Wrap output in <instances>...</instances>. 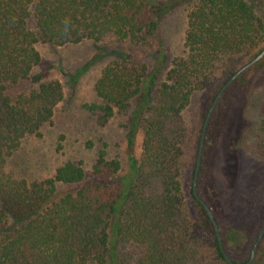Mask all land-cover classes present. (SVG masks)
I'll use <instances>...</instances> for the list:
<instances>
[{"label": "trees", "instance_id": "1", "mask_svg": "<svg viewBox=\"0 0 264 264\" xmlns=\"http://www.w3.org/2000/svg\"><path fill=\"white\" fill-rule=\"evenodd\" d=\"M177 1L0 0V264H113L116 241L140 248L131 264H228L193 194L195 164L190 174L182 171L180 116L194 91L212 87L223 76L225 82L239 61L263 49L264 0H184L192 1L184 53L169 59L158 30L163 12ZM31 17L35 29L28 27ZM105 39L154 51L151 64L116 53L94 82L98 102L83 105L101 127L115 115L125 118L119 127L127 168L118 157L108 158L102 143L90 180H84L81 163L70 160L51 177L31 180L12 174L9 160L25 138L40 136L63 98L60 82L34 71L40 63L36 44ZM21 83L29 87L20 89ZM218 106L205 132L199 196L200 176L208 169L206 149L218 140ZM62 141L61 135L57 150ZM57 184L66 189L59 191ZM221 240L233 264L248 261L255 239L245 253L237 248L241 235L233 228H225Z\"/></svg>", "mask_w": 264, "mask_h": 264}, {"label": "rangeland", "instance_id": "2", "mask_svg": "<svg viewBox=\"0 0 264 264\" xmlns=\"http://www.w3.org/2000/svg\"><path fill=\"white\" fill-rule=\"evenodd\" d=\"M191 2L178 0L163 12L158 32L169 59L184 53L186 14ZM28 27L35 29L32 17L28 19ZM36 49L40 55V63L34 71L42 73L44 80L60 82L63 98L55 107L51 121L41 127L40 136H30L22 141L9 160L7 169L12 174L27 179H42L51 177L57 166L70 160L81 163L84 180L87 181L92 179L91 165L102 143H106L107 157H118L123 167L127 168V159L123 153V132L119 127L125 118L115 115L101 127L96 125L94 116L83 105L98 102L93 89L94 82L101 68L117 54H130V58L151 64L153 49L119 47L108 39L100 43L84 40L65 46L37 43ZM253 57L251 55L242 59L232 71ZM225 78H217L210 88L194 91L188 106L181 113V167L187 174H190L195 164L200 130L207 108ZM27 87V83L19 86L20 89ZM229 87L222 104L218 106L220 97L215 106L220 107L217 108L218 140L214 148L206 149L208 161L205 168L208 169L200 176L203 178L200 197L218 219L220 234L229 227L241 235L237 248L245 253L264 225V56ZM61 135L63 148L57 150ZM139 150L140 137H137L134 151L138 153ZM57 189L63 191L66 188L57 184ZM70 189H76V186ZM187 206L192 213L193 204L189 199ZM12 225L10 220L9 226ZM114 226L111 223L108 231L112 242L115 237ZM114 253L115 260L111 261L113 264H118L117 260H121V264H131L130 257H137L141 251L132 244L116 241ZM237 256L236 259L239 258ZM254 259L257 260L256 264H264V237L257 247Z\"/></svg>", "mask_w": 264, "mask_h": 264}, {"label": "water", "instance_id": "3", "mask_svg": "<svg viewBox=\"0 0 264 264\" xmlns=\"http://www.w3.org/2000/svg\"><path fill=\"white\" fill-rule=\"evenodd\" d=\"M264 56V48L257 54L255 55L250 61H248L247 63H245L244 65H242L240 68H238L237 70L234 71V73L223 83V85L219 88V90L217 91L215 97L213 98L209 108L207 109V112L205 114L203 123H202V127H201V131H200V136H199V144H198V150H197V155H196V160H195V168H194V176H193V194L195 196V198L198 200V202L202 205V207L204 208L206 214L208 215L210 222L212 224L213 230L215 232L217 241H218V245L220 247L221 253L225 259V261L228 264H233L231 258L229 257V255L225 252L224 248H223V244H222V240H221V234H220V230L219 227L208 207V205L205 203V201L199 196L197 189H196V183H197V178H198V170L200 167V162H201V155H202V150H203V145H204V139H205V132H206V128L207 125L209 123V120L212 116V113L215 109V106L217 104V102L219 101L221 95L223 94V92L233 83V81L239 76L241 75L244 71H246L248 68L252 67L254 64H256L258 61L261 60V58H263ZM264 235V225L262 226V228L260 229L252 247H251V251H250V256L248 261L245 264H251L257 247L262 239Z\"/></svg>", "mask_w": 264, "mask_h": 264}, {"label": "flooded vegetation", "instance_id": "4", "mask_svg": "<svg viewBox=\"0 0 264 264\" xmlns=\"http://www.w3.org/2000/svg\"><path fill=\"white\" fill-rule=\"evenodd\" d=\"M258 62H259V61H258ZM258 62H257V63H258ZM254 65H255V64H254ZM254 65H253V66H254ZM239 76H240V75H239ZM237 78H238V77H237ZM237 78H236V79H237ZM263 236H264V235H263Z\"/></svg>", "mask_w": 264, "mask_h": 264}]
</instances>
